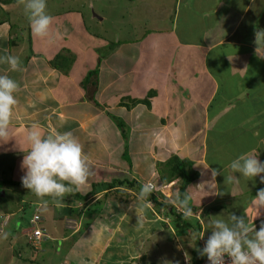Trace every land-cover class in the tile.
Listing matches in <instances>:
<instances>
[{
  "label": "crops",
  "instance_id": "crops-1",
  "mask_svg": "<svg viewBox=\"0 0 264 264\" xmlns=\"http://www.w3.org/2000/svg\"><path fill=\"white\" fill-rule=\"evenodd\" d=\"M127 3L125 11L118 13L120 23L114 22L118 28L113 30L101 28L110 19L107 13L98 12L101 18L95 24L101 33L96 34L85 27V13L70 11L79 25L69 20L59 23L54 13L49 36L32 35L28 48L24 43L31 28L21 5L0 4V54L6 49L12 55L10 49H14L13 56L21 62L20 71H10L8 65L0 63V75L20 84L12 140L0 143L3 167L16 172L20 181L14 182L21 183L24 173L18 169L24 153L17 142L25 144L27 132L35 123L45 135L71 132L82 144L93 175L87 186L76 192L80 197L88 195L93 185L124 178L141 185L150 182L155 185V194L163 190L174 193L175 201L180 180L162 183L157 164L176 156L192 162L198 174L187 195L200 235L210 236L212 218L229 213L243 216L259 229L264 208L258 209L251 201L264 184L259 177L245 181L228 165L245 153L264 162V44L257 53L255 43V33L264 31V0ZM15 10L27 22V38L21 29L20 42L13 33L18 29L8 16ZM40 40L42 47L36 44ZM58 56L68 60L61 70L50 65ZM95 69L94 100L99 106L90 100L93 95L89 87L82 86L86 75ZM129 98L147 99L149 106L138 104L126 109L122 105L128 104ZM111 116L124 124L127 142ZM212 169L220 172L215 178L217 187H199L211 180ZM228 176L233 179L226 183ZM6 180H11L8 174ZM15 188L30 198L25 200L28 203L20 201L21 206L4 205L8 208L0 211L6 215L24 212V206L32 209L33 205H45L25 188L3 185V196L7 197L6 192L14 194ZM112 191L100 190L86 200L76 199L73 193L64 198L61 207L45 198L48 203L43 206L41 219L50 231L48 241L58 245L49 250L40 245L42 251L36 256L42 264H136L143 248L150 244L151 250H158L152 242L167 243L168 218L162 219L147 205L144 213L139 212L138 225L135 211L117 203L109 195ZM174 201L167 202L176 206ZM70 206L80 212L70 213ZM13 232L6 231V239L0 235V256L1 251L11 256L16 250L13 242L22 236L15 237ZM186 232L193 234L192 230ZM188 251L187 258H191ZM185 253L180 255L182 263Z\"/></svg>",
  "mask_w": 264,
  "mask_h": 264
},
{
  "label": "clouds",
  "instance_id": "clouds-1",
  "mask_svg": "<svg viewBox=\"0 0 264 264\" xmlns=\"http://www.w3.org/2000/svg\"><path fill=\"white\" fill-rule=\"evenodd\" d=\"M23 6L29 21L32 35L36 38H46L50 34L54 17L47 12V0H17ZM257 53L264 44V31L255 33ZM0 63L8 65L10 71H20V60L10 55L7 50L0 54ZM20 84L8 75H0V143L12 140L11 124L14 119L15 107L18 104L16 94ZM26 145V146H25ZM17 147L24 153L21 162L23 175L22 186L47 205L49 198L56 207H61L64 198L80 192L87 186L93 175L88 157L83 146L71 132H53L45 135L38 124H32L25 137V144ZM228 167L233 173H239L245 181L259 177L264 184V162L250 153L239 155ZM219 170H211V180L205 181L199 187L214 190L217 185L215 178ZM237 178V177H236ZM232 176L226 177V183L231 182ZM155 190V185L146 183L141 186L137 202L128 205L129 211H135L140 217L141 209L148 205V197ZM190 196L185 195L181 200L177 194V203L184 209L183 216L189 219L193 211L189 207ZM251 204L258 209L264 208V188L257 191ZM211 235L206 244L199 249L201 257H207L210 264H226L225 257L230 258L231 264H264V222L259 229L255 223H249L243 216L234 213L213 217L211 220ZM28 230L26 231V234ZM204 234L193 233L190 242L203 239ZM7 238V234H4ZM187 257V253H185ZM172 264V262H166ZM178 264V262H176Z\"/></svg>",
  "mask_w": 264,
  "mask_h": 264
},
{
  "label": "rangeland",
  "instance_id": "rangeland-1",
  "mask_svg": "<svg viewBox=\"0 0 264 264\" xmlns=\"http://www.w3.org/2000/svg\"><path fill=\"white\" fill-rule=\"evenodd\" d=\"M127 5H128L127 0H47V12L51 16H53V14L56 13L58 15V18H59L57 20L59 23L68 22V20H69L71 23H74V24H77L78 21L76 20L75 16L70 15V13H71L70 11H72V12L76 11V12H80V13L83 12L88 17L86 22H85V24H86L85 27L90 29L93 33L96 34L97 32L101 33V31H97L98 29H96V24H95V20L98 21L97 20L99 17L98 12L101 11L103 14L107 13L108 19H110L107 23L103 24L101 26V28H104L106 30H113L115 28H118L114 22L120 23V21L117 19L118 13L124 12ZM21 10H23L25 17H27L22 6H21ZM18 11L19 10H15V12H16L15 14H10L8 16H9L10 20H12V24L16 25V28L18 29V30L13 29V33L18 36L17 37L18 42H20V40H21L20 34L22 32L21 29H24L23 32H26V34L24 33V35H22V36H24L25 39L27 38L28 31H27V29L25 30L27 22L22 16L17 15ZM114 14H116V15H114ZM89 18L91 20H88ZM99 18H101V17H99ZM2 20H4V19H2ZM27 21H28V19H27ZM77 25H79V24H77ZM31 36H32V32L29 33L28 41H25V43H24V45L25 44L28 45V46L25 45L26 48L30 47L31 43H33L32 39L30 38ZM36 44L40 47L43 46L42 45L43 42L41 40L38 41ZM20 46L21 45H19L18 47H20ZM32 46H33V44H32ZM13 50L14 49H10V52L12 55H14ZM31 50H34V49H31ZM27 53H32V52L28 51ZM55 63L57 65H59L61 69H63L65 67V64H66V62L61 64V63L56 62V61H55ZM4 159L5 158L0 159V182H2L4 179L7 178V174L9 175L11 180L20 181V180L16 179V177H17L16 172L12 173V171L6 170L3 167L2 162H4ZM126 163H129V161H127ZM18 172L21 174L23 173V171L21 169V163H20V167L18 169ZM125 176L128 177L127 175H125ZM142 185H144V184H142ZM2 188H3V186H2ZM18 188H22V187H18ZM98 190H100V189H98ZM3 191H4V189L0 188V208H4V209L8 208L7 206H4V205H7L8 203H10V205L14 204V205H18V206L20 205L21 206L22 203H20V201H24V203H28L25 200L30 198L26 193L18 192L17 189H16V192L13 191L14 194L6 192L7 197H4L5 191H4V193H3ZM26 191H28V190L26 189ZM165 193L166 192L163 190V192L159 191L157 194L162 196L163 200H165V201H168V202L170 200H171V202L174 201L173 200L175 197L174 193L173 194L172 193L171 194L170 193L165 194ZM138 194L139 193H137L136 191L132 192L131 194H127L126 196H128L127 197L128 202L126 204H124L123 201L126 199V197L120 196V195L116 194L114 191L109 193V195L114 197V199L117 201V203L124 204L122 206H126V205L128 206V204L130 202H134V203L137 202ZM165 195H167V196H165ZM12 197L14 198L13 202H11ZM189 204H191L190 199H189ZM148 206H152V204L148 203ZM152 208L158 215L159 212L156 211L153 206H152ZM34 210H35V208L31 209V207H30L26 211L18 212L17 214H15L12 217H10V216L6 215L5 213H3L2 211H0V229H2L1 236L6 231L11 232L13 230H14V232L11 235H15V237L16 236H22V237L17 238L18 241L15 240L16 243L13 242V244L16 245V250H14V253L11 256H10L9 252L4 253L3 251H1L2 255L0 256V264H10V262H12V261H14L16 264H42L41 260H39L40 258L38 259V257L36 256V254H38L40 251H42L41 250L42 248L40 246L38 248L35 247L36 249H34L33 247L31 248L29 245H27L25 238H24L25 236H23V232L24 231L26 232L29 228H31L29 225V219L33 215ZM39 210H41V207L39 208ZM42 210L44 211V208ZM143 210H144V208L141 209L140 211L143 212ZM187 221L193 228L197 227V223L193 218H189V219H187ZM17 223H21V226L17 227ZM165 225L169 226L167 229V232L165 231V234H166V238H168L167 240L170 242L169 244L171 245V247L168 246L167 240L165 241L167 243H163V244H159L158 241H157V243L152 242V245L156 246L158 248V250H156L155 247H153V249L151 250L150 249L151 245L149 244V246H146V248H143V250L139 253L138 258L136 259V264H166V262H172V264H176V262H178V264H183L182 263L183 259L180 255H181L182 251L185 253L186 249L189 250L188 254L190 256H192L190 250H194L195 241H193L191 244L190 235H187V232H186L187 230L191 231V229L189 227L185 226L184 224L180 223V222H176V221L170 220V219H169V223L166 222ZM165 225H163V226L165 227ZM47 226L50 227V225H48V224H47ZM171 230L173 232L172 239H170V237L172 236ZM48 231H49V229L47 230L46 234L50 235L49 234L50 231L49 232ZM193 233H196V232L194 231ZM208 237H209V235L206 233V235L202 239L204 244H206V240L208 239ZM155 238H157V237H155ZM48 240H50V239L47 238V241ZM43 243H45V242L43 241L42 245L44 246V248L46 250H49L50 247H54L55 245H58V244H56V241H54V242L48 241L46 244H43ZM190 244L193 247H188V245H190ZM145 260H147V262H145ZM11 264H13V263H11Z\"/></svg>",
  "mask_w": 264,
  "mask_h": 264
},
{
  "label": "trees",
  "instance_id": "trees-1",
  "mask_svg": "<svg viewBox=\"0 0 264 264\" xmlns=\"http://www.w3.org/2000/svg\"><path fill=\"white\" fill-rule=\"evenodd\" d=\"M17 3V0H0V4L1 5H9V4H15ZM13 40L9 41L10 45H13ZM56 62H59L61 64H63L64 62L68 61L67 59L63 58V57H55L51 62L50 65L54 68L57 69H61L59 65H57ZM97 69L90 71L86 77L84 78V80L82 81V86H84L85 88L89 87L90 89V95L92 94L93 96L91 97L90 100L93 101V103L96 106H99L97 104V102L94 100V94L96 91V87H97ZM151 94H149L148 98H151ZM129 100V103L126 105H122L124 106L126 109H131L133 107H135L138 104H143L145 106H149V102L147 99L145 100H131L130 98L127 99ZM111 120L117 125V127L120 129L121 135L123 137V139L127 142V135L125 133V126L124 124L119 121L117 118L111 116L110 117ZM193 163L188 161V160H184V159H179L176 156H172L168 161H166L164 164H157V171L158 174L162 180V183L164 184H169L171 182H173L176 179L180 180V186H179V190H178V194L180 196V199L182 200L184 198L185 195H187V188L188 186L194 182L197 178H198V174L196 171L193 170ZM3 185H9V186H13V187H22V183H18V182H14L12 180H6V181H2L0 182V188ZM105 191V190H113L116 194L126 197V199L123 201L124 204H126L128 202V196H126L128 193V191L130 192H137L139 193L141 190V184L136 181L135 179H122V180H113L111 183L108 184H100L99 186L97 185H93L92 187V191L84 196V197H80L79 195H77V193H74V196L76 197V199L79 198V200H86L87 198L96 195L100 190ZM156 192H152L151 195L148 197V202L152 204V206L154 207V209L156 211L159 212V216L162 219H170V220H174L176 222H180L182 224H184L185 226L189 227L192 232H196L197 234L200 233V227L197 225V227H192L187 219L184 218L183 216V211L184 209L180 206L179 203H177V196L175 198V203L176 206L179 208H176L175 205H173L172 203H168L167 201L163 200V197L155 194ZM122 204V203H121ZM122 204V205H124ZM44 207L46 205H43ZM42 205H33L32 208H35V210L37 211L39 217H40V223L38 224L40 228L44 229L45 233L47 232V228H45V226L43 225V220L42 218V209H43ZM29 207V206H28ZM28 207L24 206V211H26L28 209ZM41 207V210H39V208ZM189 207L190 204H189ZM68 211L70 213L73 212H80L77 210H74L70 207L67 208ZM34 210V211H35ZM34 213V212H33ZM18 227V226H17ZM2 234V229H0V235ZM25 237V241L27 243V245H29L31 248L33 247L34 249H36L34 246H32L31 244H28L27 242V236L24 235ZM47 240V239H45ZM43 240V241H45ZM41 241V244L42 242ZM40 244V245H41ZM199 249H201V241H195V245H194V250H191V260L193 261V264H201V261L203 260V257L200 256L199 254Z\"/></svg>",
  "mask_w": 264,
  "mask_h": 264
},
{
  "label": "built area",
  "instance_id": "built-area-1",
  "mask_svg": "<svg viewBox=\"0 0 264 264\" xmlns=\"http://www.w3.org/2000/svg\"><path fill=\"white\" fill-rule=\"evenodd\" d=\"M40 223V217L35 210L31 218L29 219V225L31 228L28 229L27 236V242L28 244H31L32 246L38 248L41 244V241L49 238V236L45 233L44 229L39 227ZM205 245L201 243V249ZM184 261L183 264H193V261L191 258H187L183 256ZM226 264H231L230 258L225 257ZM201 264H210V262L207 260V257H203V260L201 261Z\"/></svg>",
  "mask_w": 264,
  "mask_h": 264
}]
</instances>
